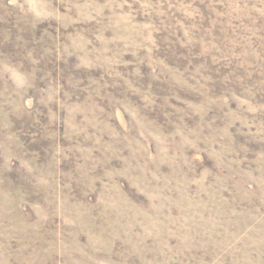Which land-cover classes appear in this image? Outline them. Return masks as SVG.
Returning <instances> with one entry per match:
<instances>
[{
    "label": "rangeland",
    "instance_id": "1",
    "mask_svg": "<svg viewBox=\"0 0 264 264\" xmlns=\"http://www.w3.org/2000/svg\"><path fill=\"white\" fill-rule=\"evenodd\" d=\"M0 264H264V0H0Z\"/></svg>",
    "mask_w": 264,
    "mask_h": 264
}]
</instances>
